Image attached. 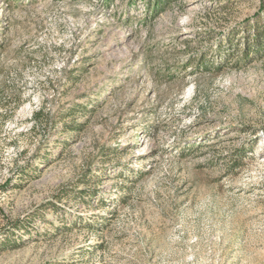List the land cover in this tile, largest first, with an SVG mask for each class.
<instances>
[{"label": "rangeland", "instance_id": "1", "mask_svg": "<svg viewBox=\"0 0 264 264\" xmlns=\"http://www.w3.org/2000/svg\"><path fill=\"white\" fill-rule=\"evenodd\" d=\"M145 4L0 0V264H264V3Z\"/></svg>", "mask_w": 264, "mask_h": 264}, {"label": "trees", "instance_id": "2", "mask_svg": "<svg viewBox=\"0 0 264 264\" xmlns=\"http://www.w3.org/2000/svg\"><path fill=\"white\" fill-rule=\"evenodd\" d=\"M144 1L147 12L162 13L172 0H141ZM264 3V0H262ZM245 26L230 29L223 37L214 51V59H220L221 65L225 67L246 61L251 62L264 57V7L257 13L253 20H246ZM202 66L207 59L200 58ZM192 65V62L190 63ZM210 67H214V62H209ZM37 119V115H35ZM24 173V172H23ZM83 183H86L84 181Z\"/></svg>", "mask_w": 264, "mask_h": 264}]
</instances>
